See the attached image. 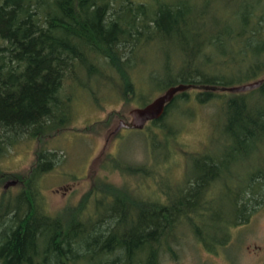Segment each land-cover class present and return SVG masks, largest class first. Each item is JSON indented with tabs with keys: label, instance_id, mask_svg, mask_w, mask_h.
I'll use <instances>...</instances> for the list:
<instances>
[{
	"label": "trees",
	"instance_id": "1",
	"mask_svg": "<svg viewBox=\"0 0 264 264\" xmlns=\"http://www.w3.org/2000/svg\"><path fill=\"white\" fill-rule=\"evenodd\" d=\"M124 1L115 7L111 0H0V157L24 134L36 139L64 129L73 107L60 99L65 81L72 80L73 94L81 86L93 92L87 82L101 86L105 65L118 75L121 92L127 100L134 97L130 100L138 108L181 84L240 85L219 39L220 18L211 15L220 0H201V10L192 0H158L152 6ZM159 38L168 40L177 53L167 59L162 79L157 74L148 78L156 87L146 97L139 81L144 62L137 55ZM252 79H264V49ZM255 93L264 109V82ZM213 101L220 102L214 117L221 121L213 123L224 146L220 166L207 154H188L184 178L171 185L165 203L153 198L148 183L144 190L95 183L68 217L53 216L39 192L41 177L53 169L41 151L29 175L19 181L22 189L1 195L0 264H161L163 255L175 254L172 247L181 221L209 253L220 254L230 241L228 221L241 192L235 168L264 140V116L251 108L246 93L189 89L175 95L163 117L147 127L158 128L171 151L182 135L177 124L192 120L190 105ZM110 158L111 167L139 180L147 182L152 173L145 165ZM216 181L233 198L224 213L214 204L207 207L206 190Z\"/></svg>",
	"mask_w": 264,
	"mask_h": 264
},
{
	"label": "rangeland",
	"instance_id": "2",
	"mask_svg": "<svg viewBox=\"0 0 264 264\" xmlns=\"http://www.w3.org/2000/svg\"><path fill=\"white\" fill-rule=\"evenodd\" d=\"M122 1L111 0L116 3L115 7H120ZM132 1L152 6L158 0ZM220 1L221 4H213L211 10V15L216 14L220 18V42L235 67L240 85L254 82L258 79H252V76L264 49V0H232L227 5ZM192 2L197 10H201V0ZM127 51L126 57H129L130 48ZM175 53L177 49L162 38L139 51L137 56L144 62L139 77L143 96H151L156 87L148 78L157 74L162 79L167 59L175 58ZM105 66L103 69L107 76L101 86L94 80L87 82L93 92L87 93L88 89L81 86L73 94L72 80L65 81L60 99L64 105L73 107L64 129L36 139L24 134L16 147L0 157V199L5 190L10 195H16L22 189L19 181L29 175L41 151L46 152L43 161L50 162L53 169L41 177L39 192L44 196L48 212L64 218L68 217L72 208L82 204L95 183L137 190L146 189L148 183V187L150 184L153 187L150 188L153 198L165 203L171 185L184 178L188 154H207L211 157L210 162L220 166L224 146L213 131V123L218 125L221 121L218 116L214 117L219 112L220 102L191 104L193 113L189 116L192 120L184 122L181 119L182 125L177 124L175 129L182 135L173 141L171 151H168L162 142L165 135L158 133V128L154 126H146L143 130L122 129L115 133L121 121H131L130 112L138 105L132 103L134 97L129 96L127 100L121 92L122 81H117L115 78L118 75ZM82 76L85 78L84 74ZM94 76L98 78L96 72ZM255 92H245L246 99L254 111L264 116V109L255 100ZM163 93H157L151 101ZM253 151L248 160L235 168L239 175L236 186L241 192L237 210L228 221L231 234L228 245L220 254L209 253L196 241L190 225L181 221L177 223V239L172 247L175 254L163 255L161 264H264L263 139ZM112 156L130 165L147 166V173L152 172L147 182L111 167L114 164ZM226 193L219 188L218 181L213 182L206 190L207 207L211 208L214 204L219 209L223 208L224 213L233 202L232 196Z\"/></svg>",
	"mask_w": 264,
	"mask_h": 264
},
{
	"label": "water",
	"instance_id": "3",
	"mask_svg": "<svg viewBox=\"0 0 264 264\" xmlns=\"http://www.w3.org/2000/svg\"><path fill=\"white\" fill-rule=\"evenodd\" d=\"M264 82V79L256 80L254 82L238 85L234 87H216V86H201L195 87L190 85H178L169 88L162 95L155 98L151 103L142 108H134L130 112L131 121H121L115 133L122 129L143 130L152 121L160 120L166 110V107L174 100L175 95L189 89H199L206 91H220L231 93H245L258 89Z\"/></svg>",
	"mask_w": 264,
	"mask_h": 264
}]
</instances>
